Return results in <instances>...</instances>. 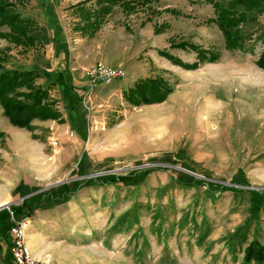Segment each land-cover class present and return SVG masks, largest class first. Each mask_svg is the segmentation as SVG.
I'll use <instances>...</instances> for the list:
<instances>
[{
	"label": "rangeland",
	"instance_id": "1",
	"mask_svg": "<svg viewBox=\"0 0 264 264\" xmlns=\"http://www.w3.org/2000/svg\"><path fill=\"white\" fill-rule=\"evenodd\" d=\"M11 1L24 17L40 11V18L32 17L38 25L35 31L44 32L46 27L56 37L55 42L64 31L73 35L83 29L91 34L78 3H83L86 10L100 8L96 0H55L56 8L53 0ZM127 1L131 5L120 3L110 8V13H117L116 24L126 26L127 35L140 40L149 20L154 23L155 36L168 33V46L163 50L172 56L181 59L171 52L181 49L175 45L186 41L202 50L214 47L212 54L218 57L202 61L198 54V60L192 63L181 59L198 64L185 68L157 51L174 65L200 70L224 57L221 40L212 41L186 29L217 25L209 22L214 14L206 0ZM110 13L105 21L113 16ZM160 15L170 17L169 22L155 24ZM241 27L247 39L244 49L238 50L226 47L218 26L224 46L232 55L225 57L219 72L208 71L209 85L199 80L165 107L153 103L130 106L125 111L119 105L106 115L100 108H89L91 99L85 100L84 94L90 87L80 97L72 98L74 88L60 90L55 84L44 88L62 118L69 111L67 121H56L66 122L63 127L70 126L64 136L51 134L46 140L45 153L56 162L55 173L34 180L33 186L0 213V217L5 215L0 227V264H15L10 253V223L26 217L35 220L29 216L35 206L45 210L37 215L35 224L44 234L46 245L54 247L55 255L42 259L49 264L81 261L79 253L72 254L73 249L93 244L139 259L147 256L153 264H239V254L246 245L259 241L264 246V69L256 63L264 41L255 39L264 27V13L256 22ZM1 30L9 31V27ZM34 32L35 46L31 48L0 38V50L8 57L5 69L17 66L16 62L32 61L39 46L43 47ZM242 52L248 54L247 63L240 61ZM138 61L147 62L144 56ZM235 64L239 69L235 70ZM242 66L248 70H241ZM170 74L169 78L182 81V75ZM41 78L37 80L39 85ZM3 111L0 131L5 137L0 142L4 146L6 131L14 125ZM124 114L131 117L127 119ZM33 125L35 130L37 126ZM112 130L115 134L111 135ZM105 172L111 173L102 174ZM31 241L29 245L35 246ZM228 246L232 253L226 251ZM130 247L138 251L132 252Z\"/></svg>",
	"mask_w": 264,
	"mask_h": 264
},
{
	"label": "crops",
	"instance_id": "2",
	"mask_svg": "<svg viewBox=\"0 0 264 264\" xmlns=\"http://www.w3.org/2000/svg\"><path fill=\"white\" fill-rule=\"evenodd\" d=\"M53 1V5L56 8L57 2L55 0ZM154 7L160 10L158 6ZM39 13L40 11L36 13L34 10L33 12L31 11V14H26V16L40 18L38 16ZM110 14L114 17H108L107 21L101 25L100 29L94 35L84 32L83 29L75 32L73 35H69L67 31H64L63 34L58 36L59 40L55 42L56 37L50 35L46 27L44 28V32H41V30L35 31L33 35L38 39L37 43L42 41L43 47L41 45L39 46L40 49L36 51L32 61L28 63L16 62L17 66L12 67V69L38 70L42 75L40 83L43 88H48L51 84H55L60 90L74 88V91L70 93L72 98L76 95L80 97L90 87L89 78L86 75L85 69L97 63H102L111 68H120L124 71L123 77L114 79L109 84L101 83L97 87L88 90L92 93L91 100L88 102L89 108H100L104 111V114L108 115L109 109L112 110L113 107L119 105H122L125 111L127 107H137L126 99L125 93L130 88H133L135 82L139 79L159 76L165 80L173 89V92L169 94L165 101L157 103L165 107L171 99L179 95L183 90H186L189 86H193L195 82L200 80V82H205L209 85L210 81L207 77L208 71L219 72L226 58L232 55V52L226 50L222 41V32L217 25L214 24L211 27H202L200 25L201 28L188 27L186 29L190 33H198L207 39H213L212 41L221 40L220 43L224 57H220L217 60V64L216 62L207 63L205 65L207 67L206 69H203L204 67L200 68V70L184 69L183 67L174 65L170 60L158 54V50H163L164 47L168 46L169 36L167 35L168 33L155 36L154 23L152 21L148 20L145 23L146 29L143 31L140 40H138L133 34H126V26L121 27L116 24L118 22L116 11ZM42 17L44 16L42 15ZM212 17H215V14L214 16H209V18ZM169 20L170 17H161L160 15L159 20L157 18L155 24L159 23L158 25H160L162 22H169ZM153 48L154 51L152 50ZM145 49L149 50V53ZM214 49V47H211L209 49L210 51L204 50L207 51L206 60H209L211 53L215 52ZM171 53L180 57L184 62L192 63L198 60V53L189 48L175 49ZM143 56L147 62L139 63L138 59H142ZM247 60L248 54L242 52L240 54L241 63H244V61L247 63ZM236 65L235 70L239 69ZM240 69L248 70V67L242 66ZM241 70L240 72L242 73ZM169 72L182 75V81L176 82L169 78L171 77ZM245 81L246 83L248 82L247 76L245 77ZM80 102L85 107L86 104L82 100ZM143 105L146 104H142L139 107ZM2 109L0 107V111ZM124 115H126L127 119L131 117L129 114ZM68 117H70L69 111L64 112L63 119L67 121ZM33 123L37 126L34 131L14 126L11 130L6 131L8 135L6 145L3 146L0 142V205L9 203L15 197L21 196L23 192L36 183L34 180L46 179L52 173H55L56 162H54L53 157L48 158L45 153L46 140H48L51 134L64 136L67 132V127L70 125L63 127L67 123L61 124L56 120H35ZM112 131L111 135L113 133L115 134V130ZM37 207L35 206L33 208V212L30 215L35 220H32L33 223L30 222L25 240L33 256L36 259L42 260L47 255L51 257L55 253L52 251V248H54L52 245H46L44 234L41 233L38 224H35L37 222V215L45 211L44 209H37ZM3 210H0V213ZM10 225L12 226V223ZM0 227H3L1 222ZM30 239H32L31 242L35 243V246L32 247L29 245L28 241ZM246 246L239 254V264H248L244 259ZM130 250L136 252L138 248L130 247ZM229 250L231 251V248L228 246L226 251ZM73 253H79L81 261L71 264H153L151 260L147 259V256L139 259L134 254L126 255L120 250L116 252L112 251L103 244H93L83 249H73ZM228 257L232 258V255ZM66 262L64 261V263ZM47 263L49 264V261ZM252 263L258 264L255 261L249 264Z\"/></svg>",
	"mask_w": 264,
	"mask_h": 264
},
{
	"label": "trees",
	"instance_id": "3",
	"mask_svg": "<svg viewBox=\"0 0 264 264\" xmlns=\"http://www.w3.org/2000/svg\"><path fill=\"white\" fill-rule=\"evenodd\" d=\"M20 1L23 2V0ZM96 2L100 6L98 10H86L83 8V3L77 4V9L80 10L82 19L87 22L85 25L91 34L100 29L106 16L110 13L112 5L131 3L127 0H96ZM206 2L212 5L215 14V17L209 19V22H215L222 30L226 47L228 49H244L247 38L242 33L241 24L257 21L258 15L264 13V0H206ZM5 26L9 27V31L1 30ZM35 30H38V25L32 17H24L18 13L15 3L11 0H0V38L7 39L16 46L31 48L35 46V38L32 36ZM255 39L264 41V27L260 34H256ZM175 46L176 48L195 50L198 52L200 60L207 59V51L193 43L184 41ZM159 54L185 68L198 66L197 63H184L165 50H160ZM217 58V55L211 53L209 60L215 61ZM7 60V55L0 50V70L4 69L0 72V103L4 115L8 117L12 125L33 131L35 128L33 121L36 119L64 121L61 112L50 100L48 89H44L37 82L41 74L37 70L5 69L4 63ZM256 63L264 69V48ZM21 88L26 90L21 91ZM172 92L173 89L161 77H147L136 81L134 87L125 93V97L131 104L140 106L163 102ZM3 137H5V133L0 131V138ZM31 214L32 212L29 216ZM4 216L0 217L1 224H4L2 222L5 220ZM245 261L247 263L264 262V246L259 241L252 242L246 248Z\"/></svg>",
	"mask_w": 264,
	"mask_h": 264
},
{
	"label": "built area",
	"instance_id": "4",
	"mask_svg": "<svg viewBox=\"0 0 264 264\" xmlns=\"http://www.w3.org/2000/svg\"><path fill=\"white\" fill-rule=\"evenodd\" d=\"M86 75L90 81V90L97 87L101 83L109 84L114 79L124 76V71L120 68H111L102 63H97L93 67L86 70ZM90 91L84 94V99H90ZM30 218L26 217L23 220H15L11 226L10 233L12 241L10 244V253L15 261V264H47L46 262L36 259L26 244V229L30 225Z\"/></svg>",
	"mask_w": 264,
	"mask_h": 264
},
{
	"label": "water",
	"instance_id": "5",
	"mask_svg": "<svg viewBox=\"0 0 264 264\" xmlns=\"http://www.w3.org/2000/svg\"><path fill=\"white\" fill-rule=\"evenodd\" d=\"M169 166H172V165H169ZM172 167H176V168H178V169H181V170H183V171H186V172H188V173H191V174H193V175H195V176H197V177L204 178L203 176H201V175H199V174H196V173H194V172H191V171H189V170H187V169L180 168V167H177V166H172ZM110 173H111V172H105V173H102V174H110ZM97 175H99V174H97ZM97 175H95V176H97ZM56 184H57V183H56ZM56 184H55V185H56ZM52 186H54V185H52ZM11 205H12L11 203H8V204H6V205L0 206V210L5 209V208H10Z\"/></svg>",
	"mask_w": 264,
	"mask_h": 264
},
{
	"label": "bare ground",
	"instance_id": "6",
	"mask_svg": "<svg viewBox=\"0 0 264 264\" xmlns=\"http://www.w3.org/2000/svg\"><path fill=\"white\" fill-rule=\"evenodd\" d=\"M6 204H8V203H6ZM6 204H3V205H6ZM3 205H0V206H3ZM28 228H29V227H28ZM28 228H27V229H28ZM27 229H26V232H27ZM28 247H29V246H28ZM32 255H33V254H32Z\"/></svg>",
	"mask_w": 264,
	"mask_h": 264
}]
</instances>
